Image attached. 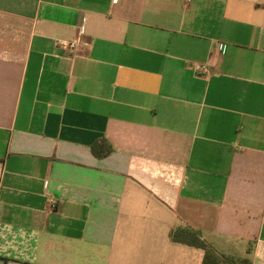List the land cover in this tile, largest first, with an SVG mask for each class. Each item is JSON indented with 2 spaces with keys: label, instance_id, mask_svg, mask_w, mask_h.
Wrapping results in <instances>:
<instances>
[{
  "label": "crops",
  "instance_id": "obj_1",
  "mask_svg": "<svg viewBox=\"0 0 264 264\" xmlns=\"http://www.w3.org/2000/svg\"><path fill=\"white\" fill-rule=\"evenodd\" d=\"M187 227L264 264V0H0V264H202Z\"/></svg>",
  "mask_w": 264,
  "mask_h": 264
},
{
  "label": "trees",
  "instance_id": "obj_2",
  "mask_svg": "<svg viewBox=\"0 0 264 264\" xmlns=\"http://www.w3.org/2000/svg\"><path fill=\"white\" fill-rule=\"evenodd\" d=\"M92 152L96 157L104 158L112 152V148L106 142H100L92 146ZM170 238L177 243L203 250L204 259L202 264H251L247 259H236L218 253L202 239L199 232L189 227L172 231Z\"/></svg>",
  "mask_w": 264,
  "mask_h": 264
},
{
  "label": "built area",
  "instance_id": "obj_3",
  "mask_svg": "<svg viewBox=\"0 0 264 264\" xmlns=\"http://www.w3.org/2000/svg\"><path fill=\"white\" fill-rule=\"evenodd\" d=\"M189 1V0H188ZM81 33H83V29L80 30ZM79 41V40H78ZM77 40H74L72 42H63L62 46L66 48L67 50L76 53L79 49V42ZM193 69L195 72L200 73V74H205L209 72V68L206 65L202 64H195L193 66ZM53 208H56V203H53Z\"/></svg>",
  "mask_w": 264,
  "mask_h": 264
}]
</instances>
